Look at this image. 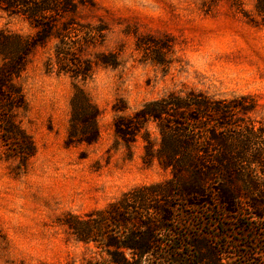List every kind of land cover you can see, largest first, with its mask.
<instances>
[{
  "label": "trees",
  "instance_id": "1",
  "mask_svg": "<svg viewBox=\"0 0 264 264\" xmlns=\"http://www.w3.org/2000/svg\"><path fill=\"white\" fill-rule=\"evenodd\" d=\"M251 4L250 9L241 0L235 5L249 22L264 27V0ZM93 5L92 0H0V17L19 18L32 30L0 28V136L23 164L36 154V145L19 115L28 107L22 78L39 47L46 49V70L72 81L66 143L99 139L100 109L86 84L98 65L117 67L119 58L116 53L86 57L108 29L102 18L95 22L80 15ZM136 45L153 63L172 64L165 59L173 47L168 37L142 36ZM112 108L115 145L132 155L142 141L143 165L158 164L170 177L135 185L103 208L60 218L76 241L94 243L107 255L90 264H202L195 259L201 249L207 252L205 264H264L250 256L264 247V240L255 238L264 232V121L257 118L256 100L183 83L134 111L122 98ZM196 224L208 237L214 226L220 239L241 231L246 242L236 243L251 252L237 263L224 248L228 244L195 240L187 227Z\"/></svg>",
  "mask_w": 264,
  "mask_h": 264
},
{
  "label": "rangeland",
  "instance_id": "2",
  "mask_svg": "<svg viewBox=\"0 0 264 264\" xmlns=\"http://www.w3.org/2000/svg\"><path fill=\"white\" fill-rule=\"evenodd\" d=\"M236 1L92 0V7L81 10L82 18H102L108 27L104 42L88 49L86 57L116 53L119 58L117 67L98 65L86 84L100 109V136L93 144L66 143L71 78L46 70L45 48L34 51L22 78L28 107L19 115L36 154L23 164L0 136V264L103 262L107 255L94 243L76 241L60 218L103 208L135 185L170 177L158 164L143 165L142 141L132 155L115 145L112 106L117 99L126 100L131 112L186 83L211 94H249L256 100L257 118L264 121V27L249 22ZM241 1L252 7L251 0ZM0 28L32 32L23 20L6 16L0 17ZM142 36L172 40L165 57L170 67L153 63L137 48ZM187 228L197 241L228 244L224 248L237 263L251 252L236 243L246 242L241 231L220 239L214 226L209 237L197 224ZM255 238L263 241L264 232L257 231ZM257 250L250 256L264 261V247ZM206 254L201 249L195 259L205 264Z\"/></svg>",
  "mask_w": 264,
  "mask_h": 264
}]
</instances>
